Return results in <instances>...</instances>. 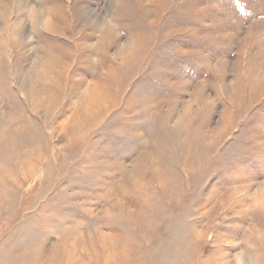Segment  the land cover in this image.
<instances>
[{
  "label": "rangeland",
  "instance_id": "rangeland-1",
  "mask_svg": "<svg viewBox=\"0 0 264 264\" xmlns=\"http://www.w3.org/2000/svg\"><path fill=\"white\" fill-rule=\"evenodd\" d=\"M0 264H264V0H0Z\"/></svg>",
  "mask_w": 264,
  "mask_h": 264
},
{
  "label": "bare ground",
  "instance_id": "bare-ground-1",
  "mask_svg": "<svg viewBox=\"0 0 264 264\" xmlns=\"http://www.w3.org/2000/svg\"><path fill=\"white\" fill-rule=\"evenodd\" d=\"M97 84V83H96ZM100 85V84H99ZM96 88H98L97 86H95ZM99 89V88H98ZM96 91L98 92L97 93V95L96 96H94V97H92L91 99L90 98H88V99H90L89 100V102H86V100H85V102L86 103H89V106H92V107H96V106H99L100 104H101V102H102V100H103V98L100 96L101 94V92L103 91V89H102V91H101V89H99V90H97L96 89ZM87 99V100H88ZM85 103V104H86ZM98 108V107H97ZM94 111H96V110H94ZM96 113V112H95ZM92 116V115H91ZM80 118H83V117H80ZM87 119V118H86ZM88 120V119H87ZM81 122H82V120H81ZM78 124V123H77ZM80 125H81V123H80ZM74 127V126H73ZM76 127V126H75ZM78 127H79V125H78ZM74 131V130H73Z\"/></svg>",
  "mask_w": 264,
  "mask_h": 264
}]
</instances>
